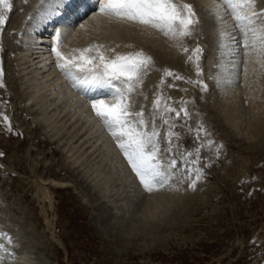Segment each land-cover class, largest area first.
I'll return each mask as SVG.
<instances>
[{
    "label": "bare ground",
    "instance_id": "1",
    "mask_svg": "<svg viewBox=\"0 0 264 264\" xmlns=\"http://www.w3.org/2000/svg\"><path fill=\"white\" fill-rule=\"evenodd\" d=\"M23 3H11L15 10L1 27L16 57L12 63L24 90L19 94L39 108L37 121L69 165L92 177L98 199L111 202V193H120L128 211L134 196L140 211L123 223L125 243L146 230L157 235L185 223L198 198L178 167L158 162L148 133L138 134V124L146 128L143 116L136 122L132 114L142 63H172L189 73L196 64L189 59L202 57L209 77L185 107L218 112L228 136L248 149L264 145L263 0H34L25 15H14ZM204 22L209 34L201 32ZM207 44L215 49L212 61L205 57ZM137 48L144 61L116 62L115 56ZM5 71L0 66V76ZM9 99L0 94V102ZM57 180L62 186L71 181ZM21 261L29 262L26 256Z\"/></svg>",
    "mask_w": 264,
    "mask_h": 264
},
{
    "label": "rangeland",
    "instance_id": "2",
    "mask_svg": "<svg viewBox=\"0 0 264 264\" xmlns=\"http://www.w3.org/2000/svg\"><path fill=\"white\" fill-rule=\"evenodd\" d=\"M11 1L0 0V66L6 69L0 94L10 98L0 102V264H25L22 256L28 264H264V145L248 149L228 136L218 112L185 107L209 77L203 58L189 59L196 62L189 73L174 70L172 63L141 64L132 114L136 122L143 116L146 128L138 124V134L148 133L158 162L178 167L177 175H186L189 192L198 198L185 223L181 219L157 235L146 230L125 243L122 227L140 211L134 196L128 211L120 193H111V202L98 199L92 177L87 180L83 167L69 165L37 121L39 108L20 95L14 50L2 40L1 27L18 0ZM32 1L26 0V7L24 0L14 15H25ZM260 12L264 16V9ZM201 26L209 34L207 23ZM206 49L209 61L215 49L210 44ZM134 51L114 58L144 61V52ZM90 152L89 161L95 156ZM63 177L69 185L56 184Z\"/></svg>",
    "mask_w": 264,
    "mask_h": 264
}]
</instances>
